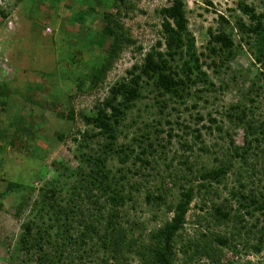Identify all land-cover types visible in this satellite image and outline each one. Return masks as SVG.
Wrapping results in <instances>:
<instances>
[{"label": "trees", "instance_id": "16d2710c", "mask_svg": "<svg viewBox=\"0 0 264 264\" xmlns=\"http://www.w3.org/2000/svg\"><path fill=\"white\" fill-rule=\"evenodd\" d=\"M105 1L104 6L107 8L113 6L115 2L121 4V0ZM229 1L235 3L247 21L235 18L230 25L222 14H217V27L207 29L205 55L206 58L211 59L212 66L224 65L228 68L224 62L233 59L238 50L245 48L251 65L255 67L253 76L244 80V84L249 85L243 94L248 97L264 89L263 85H258L264 79V15L256 13L251 6H247L246 0ZM77 10L78 16L70 14L71 23L67 25L62 23L61 28L79 26L78 35L84 36L85 34L81 32L87 28H82L83 19L80 13L83 15L89 13L90 8L87 7L82 11L77 8ZM158 15L160 17L159 38L143 53L138 63L131 64L119 80L108 86L106 95L93 104L89 113L79 114L83 125L88 128L84 135L81 134L82 137L84 136L87 140L103 139V142L95 149V155L84 157L81 153L80 159L83 158L84 164L75 168V171L55 161L50 163V168L55 175L67 177L66 173H68L69 176H77V180L71 181L69 185H66L67 187L64 183L62 184L66 188L63 189L66 191L65 196L59 201L58 197L50 196L48 192H45L48 188L62 190V185L58 187L56 183L57 178L43 182L37 199L30 204L27 205V200L23 197L20 202H17L16 213L20 211L21 206L29 207V212H33L32 219L21 223L20 233L15 243L16 256L25 255L29 259L27 264H126L131 258H135L139 264H174L177 254H180L181 264H188L200 258L217 263L223 251L236 254L237 250L233 242L240 237L242 242L249 239L255 240L253 245L247 247L252 254H257L264 249V219L260 223L256 219L255 223L247 226L243 218L245 215L251 216L253 212L261 213L264 205V187L244 194L241 175L237 173L236 182L241 190H235L236 192L230 190V196L237 199L236 208H232L229 203L215 205L210 201L208 205L204 204V196L208 195L211 184L217 185L223 181L226 173L233 167V160L237 159L242 164H247L249 154H252L264 162V117L262 119H253L252 116L248 118L249 109L246 105L239 106V113L236 107L229 108L225 113L230 123L243 129L241 144L233 145V142L228 140L224 161L218 160L219 163L209 169H195L194 175H191L193 173L191 164L185 159L177 162L181 166L178 169H171L170 165L165 164L163 173L167 169L168 171L164 179L169 188L174 187L177 191L176 201L166 206V210L171 212V217L160 220V224L148 231L144 239L138 240L140 233L138 237H132L129 234L132 227L141 230L145 228L142 222H133L127 214L120 213L125 202L135 204L134 193H136L143 195L142 200L147 205L159 208L164 203V197L169 189H166L165 183H162L152 190L146 187L141 191L144 185L140 182L129 183L126 170L117 169L120 174L115 178L106 169V160L116 157L120 164H125L133 156L134 162H137L141 170L145 171L140 174V177L145 179V177L154 176V173L155 175L161 173L153 155L157 154V150H164L165 144L169 142H162L159 138V135L164 132V125L170 127L172 124H177L185 130L183 133L193 140L190 144L187 141L181 144L187 150H190L193 142L202 143L201 130L207 133L212 130L222 133L221 124L209 113L206 114V118L197 115L195 122L200 123L203 120L207 122V125L200 124L198 128H190L170 120L171 111L175 113L179 111L173 105L170 107L167 105L175 103L183 105L184 100L190 97L207 103L203 96L214 93L216 89L202 70L205 56L195 50L194 38L187 29L183 0H170L167 6L158 10ZM7 16L0 10V29L4 26ZM92 18L94 15H91L90 24ZM100 20L103 23L100 33L111 37L113 43L105 53L108 55V60L103 58L99 67L95 69L90 67L89 88L101 82L109 69V60L119 50L120 40L126 41V38L119 37L121 26L114 20L113 14L104 13ZM114 28L119 30L115 31ZM234 34L238 38L236 42L233 39ZM60 39L65 41L66 45L60 47L63 61L69 67L73 66L76 62L74 56L78 51L75 48L76 45L71 44L67 39ZM65 50L67 54H63ZM138 50L140 51V48ZM68 71L64 68V77L67 76ZM213 71L216 72V70ZM69 75L71 76L69 79L77 81L75 88L79 90L81 80L71 70ZM25 86L29 87V85ZM45 89L49 91L48 86ZM148 96H151V104L144 106L146 109L144 119L149 120V123H142L146 131L141 132L138 137H131L130 143H118L117 138L122 133L118 127L122 126L126 114L138 101ZM9 97L10 94L6 99ZM35 98L36 96L32 93L21 101L32 104L35 103ZM249 101L253 103V99ZM53 105L54 102L44 103L42 106L48 107L43 110L51 112L55 109ZM190 106L195 107V103ZM183 108L186 109V106ZM20 113L14 117L16 120L12 138L28 137L35 128L30 120V112L27 115ZM6 124L9 128L11 127L9 123ZM131 124L135 125V121ZM2 127L0 126V130H3ZM150 129H152L153 137ZM136 130L140 129L136 128ZM170 132H172L170 129L166 131L167 140L172 136ZM199 150L207 149L202 146ZM28 189L30 190V187ZM5 190L21 192L25 190V187L8 182ZM197 196L203 202L198 209L203 211V219L208 221L207 227L184 238L182 233L185 232L186 214L190 203ZM152 215L151 218L155 220L157 217L155 214ZM228 222H231L230 226H227ZM219 226L228 229V233H218L217 229L216 231L212 229Z\"/></svg>", "mask_w": 264, "mask_h": 264}, {"label": "rangeland", "instance_id": "374dc122", "mask_svg": "<svg viewBox=\"0 0 264 264\" xmlns=\"http://www.w3.org/2000/svg\"><path fill=\"white\" fill-rule=\"evenodd\" d=\"M105 2V0H17V2L16 0H0V10L8 15L4 20V26L0 29V126H3V130H0V193H3L0 194V264H27L29 262L25 255L16 256L15 243L20 233L21 223L32 219L33 212H29V207L21 206L20 211L16 213L17 202H20L23 197L28 205L37 199L43 182L58 178L56 180L58 187L63 183L67 187L66 185H69L71 181L77 180V176H69L68 173H66L67 177L55 175L50 168V163L55 161L75 171V168L84 164L83 158L80 159L81 153L84 157L95 155L94 151L103 139L87 140L84 136L82 137L81 134L84 135L88 128L83 125L79 114L89 113L93 104L106 95L108 86L119 80L131 64L138 63L143 53L159 38L158 10L167 6L170 0H121V4L115 2V6L108 8L104 6ZM183 3L187 29L194 38L195 50L205 56L202 70L213 83L216 91L203 96L207 103L190 97L184 100L183 105L177 103L167 105L168 107L173 105L179 111L178 113L171 111L170 120L190 128H198L200 124L207 125V122L205 120L200 123L195 122L197 115L206 118V114L209 113L221 124L222 133H217L215 130L207 133L201 130L202 143L193 142L190 150H187L181 144L184 141L190 144L192 138L184 134L185 130L177 124L168 127L162 120L165 129L159 138L162 142H169L165 144L164 150H157V154L153 155L161 173L158 175L154 173V176L145 177V179L140 177V174L145 171H142L138 163L134 162L133 156L125 164H120L116 157L106 160L105 167L115 178L120 174L117 169L126 170L129 183L140 182L144 185L141 191L146 187L152 190L162 183H165L166 189H169L164 197V203L159 208L147 205L142 200L143 195L134 193L135 204L125 202L120 209V213L127 214L131 221L142 222L144 225V230L132 227L129 233L132 237H138L140 233L138 240L144 239L148 231L160 224V220L171 217V212L166 210V206L176 201L177 191L174 187L169 188L170 186L164 179L168 171L167 169L163 173L165 164L170 165L171 169H178L181 166L177 162L185 159L192 166L191 175H194L195 169L215 167L226 157L225 149L228 146V140L238 146L242 142L243 129L230 123L225 115L229 108L236 107L238 112L239 106L246 105L249 109L248 118L252 116L253 119H262L264 117V89L248 97L243 94L249 85L244 84V80L250 79L255 72V67L251 65L245 48L238 50L233 59L224 62L228 68L224 65L212 66L211 59L206 58L205 55L207 53L204 49L207 29L217 27V14H222L230 25L233 24L235 18L243 21H247V18L235 3L229 0H183ZM245 4L251 6L256 13L264 15V0H246ZM87 7L90 8L89 13L84 15L80 13L83 19L82 28H87L81 32L85 34L84 36L78 35L79 26L61 28L62 23L65 25L71 23L70 14L78 16L77 8L82 11ZM104 13L113 14L114 20L121 26L119 37L126 38V41L120 40L119 50L109 60V69L101 82L89 88L90 67L95 69L99 67L103 58L108 60V55L105 53L113 43L111 37L100 33L103 25L100 18ZM91 15H94V18L90 24ZM9 20L10 23H8ZM60 38L67 39L68 42L76 45L75 48L78 51L74 56L76 62L73 66L69 67L63 61L60 47L65 45V41ZM90 38H92L91 41ZM233 39L235 42L238 40L235 34ZM64 53L67 54V51L65 50ZM64 68L69 70L66 77L63 75ZM70 70L81 80L79 90L75 88L77 81L69 79ZM258 85L264 87V79ZM47 86L49 91L45 89ZM32 93L36 96L35 103L29 104L21 101L22 98L29 97ZM9 94V99H6ZM150 98L151 96H148L138 101L126 114L122 126L118 127L122 130L117 138L118 143H130L131 137H138L141 132L146 131L142 123H149V120L144 119L146 117L144 106L151 104ZM249 99H253V103H250ZM52 102H54L55 109L51 112L43 110L48 107L42 106L44 103ZM193 103L195 107L190 106ZM184 106L186 109L183 108ZM18 113L31 114L30 120L35 125L33 133L20 139L12 138L16 120L14 117ZM132 121H135V125H130ZM6 123H9L11 127L9 128ZM136 128L140 130L137 131ZM169 129L172 130L170 132L172 136L167 140L166 131ZM151 136H154L153 132ZM202 146L207 150L200 151L199 148ZM232 162L233 167L226 173L223 181L217 185L211 184L208 195L204 196L205 205L211 201L215 205L229 203L232 208H236L237 199L230 196V190H241L236 182L237 173L241 175L244 194L264 187L262 159L259 160L249 154L247 164H242L237 159ZM250 172L252 174H249ZM8 182L22 185L25 190L21 192L5 190ZM64 185H62V190L48 188L45 192H48L50 196L58 197L60 201L66 194V191H63L66 189ZM202 203L198 196L190 203L186 214L185 232L182 233L184 238L206 229L208 221L203 219V211L198 209ZM206 207L203 208L206 209ZM261 213L253 212L251 216L245 215L243 218H245L246 225L255 223L256 219L259 223L263 221L264 205ZM152 214L157 217L155 220L151 218ZM230 225L231 222H228L227 226ZM212 229L215 231L217 229L218 233H228V229L221 226ZM254 243L253 239L242 242L240 237L233 242L237 250L236 254L223 251L217 263L200 258L188 264H247L246 262L264 264V249L257 254H252V251L247 248ZM181 260L180 254H177L174 264H181ZM126 264L139 263L135 258H131Z\"/></svg>", "mask_w": 264, "mask_h": 264}, {"label": "crops", "instance_id": "0c3cea01", "mask_svg": "<svg viewBox=\"0 0 264 264\" xmlns=\"http://www.w3.org/2000/svg\"><path fill=\"white\" fill-rule=\"evenodd\" d=\"M11 21L9 20V22L8 23H10Z\"/></svg>", "mask_w": 264, "mask_h": 264}]
</instances>
